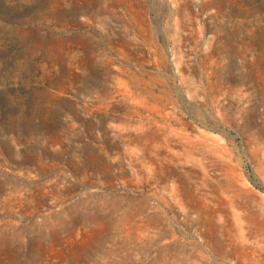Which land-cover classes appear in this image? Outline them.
I'll return each mask as SVG.
<instances>
[{"label":"rangeland","instance_id":"1","mask_svg":"<svg viewBox=\"0 0 264 264\" xmlns=\"http://www.w3.org/2000/svg\"><path fill=\"white\" fill-rule=\"evenodd\" d=\"M0 264H264V0H0Z\"/></svg>","mask_w":264,"mask_h":264}]
</instances>
